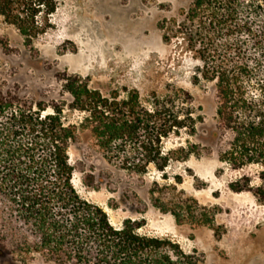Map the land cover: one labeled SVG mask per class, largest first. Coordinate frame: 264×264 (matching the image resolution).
<instances>
[{"label": "trees", "instance_id": "trees-1", "mask_svg": "<svg viewBox=\"0 0 264 264\" xmlns=\"http://www.w3.org/2000/svg\"><path fill=\"white\" fill-rule=\"evenodd\" d=\"M187 1L180 20H164V40L182 37L201 61L200 78L216 91L213 136L224 142L220 161L244 172L230 187L252 193L264 206V28L253 26L264 6L256 0ZM59 4L0 0V23L33 48L55 30ZM63 87L71 100L55 102L50 113L42 103L4 98L0 90V257L20 249L61 264H200L171 239L140 234L137 221L114 227L101 206L79 195L68 150L85 140L126 172L144 175L152 165L164 172L172 155L186 153H165L164 140L182 129L196 133L201 116L185 98L105 96L79 76L65 78ZM65 107L84 114L82 120L67 123ZM157 207L179 223L185 219L178 208Z\"/></svg>", "mask_w": 264, "mask_h": 264}, {"label": "rangeland", "instance_id": "rangeland-1", "mask_svg": "<svg viewBox=\"0 0 264 264\" xmlns=\"http://www.w3.org/2000/svg\"><path fill=\"white\" fill-rule=\"evenodd\" d=\"M264 6V0H256ZM55 30L34 46L11 26L0 23V90L51 112L55 102L68 104L65 78L79 76L105 96L126 98L137 92L143 102L154 96L185 98L201 116L196 133L182 129L163 142L172 155L164 172L154 165L144 175L131 174L110 163L91 143L69 147L79 195L99 206L114 227L134 220L138 232L169 238L200 264H264V206L250 192H235L230 184L243 171L220 161L224 142L214 138L217 98L213 83L200 78L202 63L182 37L164 40L165 19H181L187 0H59ZM253 26L264 28V10ZM67 123L84 114L65 107ZM93 184V185H91ZM159 200V201H158ZM178 208L179 223L157 204ZM11 248V247H9ZM12 249V248H11ZM3 253L0 264H61L31 253Z\"/></svg>", "mask_w": 264, "mask_h": 264}]
</instances>
